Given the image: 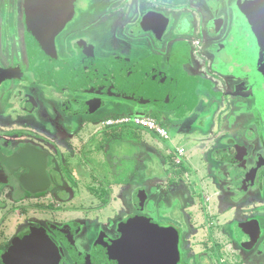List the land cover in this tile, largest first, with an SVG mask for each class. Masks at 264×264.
Wrapping results in <instances>:
<instances>
[{
	"label": "flooded vegetation",
	"instance_id": "af4514ba",
	"mask_svg": "<svg viewBox=\"0 0 264 264\" xmlns=\"http://www.w3.org/2000/svg\"><path fill=\"white\" fill-rule=\"evenodd\" d=\"M94 6L0 0V264H118L131 233L154 241L144 264L164 263L169 243L179 264H264V0H107L95 44L71 43ZM59 25L40 47L36 35ZM135 51L147 57L132 62ZM38 56L74 68L92 56L148 63L169 103L126 101L138 109L124 114L109 96L46 83ZM92 132L112 139L95 148L102 161L79 140ZM138 141L161 174L124 198L135 160L116 145Z\"/></svg>",
	"mask_w": 264,
	"mask_h": 264
},
{
	"label": "water",
	"instance_id": "95a60500",
	"mask_svg": "<svg viewBox=\"0 0 264 264\" xmlns=\"http://www.w3.org/2000/svg\"><path fill=\"white\" fill-rule=\"evenodd\" d=\"M61 28V25H59L58 28H55V30L47 36L36 35L40 47L42 39H50L52 35L59 32ZM40 47L38 46L39 49H43ZM47 49V52L52 54L50 48L48 47ZM42 51L39 52L42 53ZM34 57H32V59ZM37 59L41 64L39 76L56 89H76L81 92H90L101 96L116 98L117 100L134 102L142 106L154 104L160 107L164 103H169L163 90L164 84L161 80H157L156 77L153 76L154 67L150 66L148 63L134 64L122 58L99 60L92 56L87 59H82L80 68H74L69 64L58 63L52 58V60L47 58L41 60L40 56H38ZM41 61H44V63ZM2 73L3 72L0 70V79L4 78ZM162 107H164V105ZM165 108L167 109L168 107ZM28 182L29 180L27 179L23 180L24 185L29 184ZM44 184L48 186L49 180H43L42 185L44 186ZM137 236L138 233L127 234L128 239L126 243L123 242L118 246V257L124 258L116 259L120 264H144V262L147 261V258L144 256V251L146 252L144 244H154V241H147L144 238L139 241ZM124 247L129 248V255H127V257L122 256ZM168 248L173 250L175 254L170 253ZM155 258V256H151L150 264H154V261H156V263L158 262V264H160V262L161 264H179L177 246L175 243H169L164 263L161 259L157 260Z\"/></svg>",
	"mask_w": 264,
	"mask_h": 264
},
{
	"label": "rangeland",
	"instance_id": "374dc122",
	"mask_svg": "<svg viewBox=\"0 0 264 264\" xmlns=\"http://www.w3.org/2000/svg\"><path fill=\"white\" fill-rule=\"evenodd\" d=\"M106 1L107 0H85V2H86V4H87L88 7L92 3H95V6H94L93 11H92L93 14L86 15V17L84 18V22L83 23H81V22L78 21V24H77V27L79 28V30L77 31L78 36H76L77 39H75L76 38L75 37L71 43H73L75 41H78V40L79 41L80 40H85L91 46L95 44V41H96L95 38H97V36H98V29H99L100 24H99V26L96 25L95 26V29H93L91 27V25L94 24L93 21H95V19L99 16V13H96L97 10H98L97 5L98 4H102L103 5L104 3H106ZM149 1H151V0H149ZM210 1H211V3H213V2H216L217 3V2H219L221 0H210ZM81 20H83V18L80 19V21ZM84 25L87 27V30H89L88 31V33H89L88 36L91 39L86 38L82 34ZM143 53H144V51H139V52H136L135 51L134 57L133 58H129L130 61H132V62L139 61V59H141V58L143 59L144 57H147V55H145ZM139 55H142V56L138 57ZM150 60H157L156 53L152 54ZM42 95H43V93H42ZM109 99L110 100H106L105 103L107 105L109 104L110 106L111 105L113 106L115 104L112 102V100H114L115 103H117L116 104L117 107L120 106V109L124 112V114L132 115L134 113V111L138 109L137 106L133 107L134 109L133 108L131 109V107H129V106H131L132 104L127 103L126 101L117 100L116 98L114 99V98H111V97H109ZM120 109H118V110H120ZM140 109L141 110H147L145 107H140ZM35 113H36V111H34V114ZM32 115H33V113L26 114L25 117H28V116L32 117ZM30 119L31 118H29L28 120H30ZM18 128L21 129V130L23 129L21 124L18 126ZM128 130H129V128L125 129V131H124V134L126 135L125 136L126 137L125 139H127V137H129V138L132 137V135L129 134V131ZM92 134H93V132L90 133V134H86V135L83 134L84 137L81 138V139H79V140H80L81 144H84V142L85 143L87 142V145H88L87 149H91L92 150V151L86 150L87 151L86 152L87 153L86 156L88 157V159H90L93 162L102 161V156H103L104 151L100 152L99 150H96L95 148H96V146L98 144H103V147H108L109 146V141H111L112 139L110 137L109 138H104V137H101V136L99 138L98 137L97 138L96 137L91 138V135ZM112 138H114V137H112ZM90 139H91V141L88 142V140H90ZM115 139L118 140L119 137H117ZM166 144H168V143H166ZM122 145L123 144H120V143H118L116 145L118 157L120 159H122V158H129L130 157L133 160H135L133 163H130V162L129 163L132 166H134L133 168H134L135 173H136V177H135L136 179H133L132 182L130 183V185H128L129 191L126 192V190H125L122 193L123 196H124V198H127L128 195H129V192H134V191L136 192V190H138L137 189L138 188L137 179L138 180H142L143 179L144 181L149 180L150 177L151 178L152 177H155L157 179V177L161 173H160V165H158L157 161L154 160L153 158L152 159L148 158V156L149 157L150 156L152 157V152H150L148 150V148L145 149L141 145V142L140 141H138V142H132L130 144L131 146H127V147H123V148L121 147ZM83 155L84 154L80 153L78 150H75V154H73L72 156H73V158L80 159V156H82V158H83ZM141 156L143 157V159L142 160H139ZM98 163H102V162H98ZM191 164H193V166L195 168H197L195 166V165H197V163H195L194 161H191ZM137 169H139V170H137ZM92 187H94V185ZM115 192L117 193V190H115ZM46 202H48L47 199H45V202L44 203H46ZM112 204H115L116 205L117 202L112 201Z\"/></svg>",
	"mask_w": 264,
	"mask_h": 264
},
{
	"label": "built area",
	"instance_id": "2783aa9c",
	"mask_svg": "<svg viewBox=\"0 0 264 264\" xmlns=\"http://www.w3.org/2000/svg\"><path fill=\"white\" fill-rule=\"evenodd\" d=\"M135 122L136 124H141L147 128H150V129H156L157 133L162 136V137H165V132L163 129H160L158 128L154 121L151 119V118H137L135 119Z\"/></svg>",
	"mask_w": 264,
	"mask_h": 264
}]
</instances>
